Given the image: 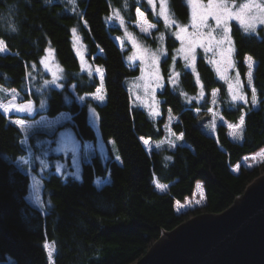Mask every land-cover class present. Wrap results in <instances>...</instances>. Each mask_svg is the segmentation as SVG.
I'll return each instance as SVG.
<instances>
[{
  "label": "trees",
  "instance_id": "trees-1",
  "mask_svg": "<svg viewBox=\"0 0 264 264\" xmlns=\"http://www.w3.org/2000/svg\"><path fill=\"white\" fill-rule=\"evenodd\" d=\"M168 3L175 19L185 23V0ZM136 7L161 29L144 0H0V41L5 49L0 51V87L16 90L22 101L32 102L33 112L21 118L66 112L80 139L94 141L99 136L106 144L105 157L94 154L81 163L78 175L63 174L54 164L63 156L47 140L52 135L33 129L24 143L23 132L12 121L15 115L0 110V264H134L163 232L193 215L223 211L264 174V159L251 168L239 164L232 170L243 156L264 146V30L249 33L231 24L243 99L231 97L226 81L203 54L196 56L193 67L184 65L185 60L175 55L179 42L174 36L164 38L162 74L167 77L173 52L178 84L171 88L165 83L158 90L160 111L152 116L132 104L128 80L139 70L126 61L120 39L118 43L113 39L122 36L121 25L110 17L117 8L126 29L154 45L132 24ZM74 32L84 42L87 58L103 69L101 103L78 100L92 94L100 82L91 70L82 69ZM48 49L60 65L58 75L41 66ZM246 56L254 61L249 84ZM213 90L226 120L235 123L243 115L239 140L230 138L223 123L215 134L202 125L196 111L208 117ZM198 91L204 94L199 102L194 98ZM87 103L96 111L97 129L89 120ZM167 110L177 117L172 129L182 143L147 151L141 137L153 141L163 137ZM28 147L36 158L35 172L41 168L42 209L27 200L30 176L16 162ZM96 179L102 182L97 184ZM155 180L167 185L166 190L159 191ZM197 181L202 182L205 203L177 212L175 202L192 195Z\"/></svg>",
  "mask_w": 264,
  "mask_h": 264
},
{
  "label": "rangeland",
  "instance_id": "rangeland-1",
  "mask_svg": "<svg viewBox=\"0 0 264 264\" xmlns=\"http://www.w3.org/2000/svg\"><path fill=\"white\" fill-rule=\"evenodd\" d=\"M151 13L156 20L161 22L162 29L155 31L156 25L151 22L146 13L136 7L134 9L135 21L132 23L138 32L151 40H154V45L144 40L143 38L135 35L132 31L126 29L124 24V17L120 10L113 8L111 11L112 22H118L121 25L122 36H113L114 40L121 42V51L127 52L125 54L126 61L133 68H137L139 73L136 77L129 79L128 90L132 99V104L138 107L144 108L152 116H157L160 111V101L157 96L158 90L162 88L165 83L170 84L173 88V84H178V72L173 64V52L171 60L167 65V77L162 74L161 62L166 56L165 40L164 38L171 36L179 42V46L175 50V55L185 60V63L189 67H193L194 60L198 54H203L207 61L212 65L216 74L224 79L229 88L231 97H240V85L235 72L234 59H233V44L230 35L231 24L235 23L244 30L247 29L249 23L255 24V30H246L249 33H256V30L261 27L264 30V24L258 21L251 20L247 15V10L241 12L242 19H235V13L240 12V6L243 4H264L263 0H223L228 6L227 11L233 13V18L228 20L227 31L218 27L215 17L217 15L226 16L227 12L222 7V0H185L188 5V20L183 23L175 19L172 12L169 9L168 2L166 0H144ZM125 7V5H123ZM255 15L264 18V13L256 11ZM73 43L75 52L79 58L82 69L91 70L99 79L100 84L96 90L89 95L79 97L80 103H84L87 99L90 102L101 103L104 100L103 90V69L100 65L93 64L91 60L87 58L86 46L81 37L73 33ZM125 44V45H124ZM0 48L3 45L0 43ZM194 49V51H193ZM207 49V51L205 50ZM5 51V50H4ZM248 56L244 61L247 65L246 81L249 84V72H252L254 61L248 60ZM42 68L49 72L51 75H58L60 71V65L56 63L52 51L47 50L46 53L40 58ZM251 64V67H249ZM168 78V79H167ZM185 95L184 91H181ZM203 92L198 91L194 98L199 102L203 99ZM103 97V99H98ZM31 101H22L21 96L16 90L5 89L0 87V104L9 105V111L5 113L2 108L0 110L7 116L15 115L12 121L22 119L24 125L18 127L21 129L25 136L24 143H27L26 136L33 129H42L52 136H47V140H51V145L56 153L63 156L62 159L54 162L57 169V164L60 165V169L57 170L63 174H75L78 175L81 163L83 161H89L91 156L99 154L103 157L106 155V144L103 140L97 136L94 141H86L80 139L73 127L68 123L69 115L66 112H61L53 117L41 115L34 120H27L21 118L25 114H31L33 112V104L31 102V110L18 111L16 107L20 104L27 105ZM210 106L205 112L208 117L204 119V114L196 111L200 118H202V125H204L207 133L215 134V128L218 124L223 123L227 127V133L233 140H239L242 136L243 124L240 123L241 117L237 122L231 123L226 120L221 114V108L217 100V91H211ZM253 106H256L253 104ZM88 116L91 123L96 127L97 117L96 111L91 106V103H87ZM177 117L167 110L166 122L163 125L164 135L160 140H150L149 138L141 137V141L147 151H151L155 148L168 147L173 148L177 144L182 143V137L172 129V123L176 121ZM97 129V127H96ZM144 140L148 141V144H144ZM109 145L112 141L109 140ZM27 154L22 157H18L16 162L21 166L30 176V186L27 195V200L34 206L42 209L41 200V180L39 172L41 168L35 172L34 154L30 147L27 148ZM264 159V146L257 151L243 156L239 163L232 166V170L236 171L238 165H244L246 167H253ZM102 181L96 179V183L100 184ZM155 187L159 191H164L167 185L154 181ZM205 203L204 188L202 182L197 181L192 195L186 197L183 201L175 202V210L177 212H183L190 208L201 206ZM47 251L51 255V248L47 245Z\"/></svg>",
  "mask_w": 264,
  "mask_h": 264
},
{
  "label": "water",
  "instance_id": "water-1",
  "mask_svg": "<svg viewBox=\"0 0 264 264\" xmlns=\"http://www.w3.org/2000/svg\"><path fill=\"white\" fill-rule=\"evenodd\" d=\"M134 264H264V174L223 211L163 232Z\"/></svg>",
  "mask_w": 264,
  "mask_h": 264
},
{
  "label": "snow or ice",
  "instance_id": "snow-or-ice-1",
  "mask_svg": "<svg viewBox=\"0 0 264 264\" xmlns=\"http://www.w3.org/2000/svg\"><path fill=\"white\" fill-rule=\"evenodd\" d=\"M73 3H75V0H72ZM149 2H151V0H149ZM169 2H171V0H169ZM222 7L225 8L226 12H227V15L226 16H220V15H217L215 17L216 19V24L218 27L222 28L224 31H227V25H228V20L233 18V13L231 11H227L228 9V6L226 3H223V0H222ZM245 10H247V15L250 17L251 20H255V21H258L259 23L261 24H264V18H262L261 16H257L255 15L256 11L259 10L260 13H264V4H256V5H251V4H243L242 6H240V12H237L235 13V19H242L241 17V12H244ZM246 30H252L254 31L255 30V24L253 23H249L248 26H247V29ZM0 43H3L2 41H0ZM5 49L3 48H0V51H4ZM207 51V49H205ZM194 51V49H193ZM249 61H251V57L248 58ZM249 67H251V64H249ZM249 76V80H251V77H252V73L249 72L248 74ZM255 91V90H253ZM98 99H103V97H99ZM234 99H243V97H234ZM253 104L256 103L255 101V97L253 98V101H252ZM12 107H16L18 111H30L31 110V102H28L27 105L25 104H20L19 106L17 105H12ZM0 108L3 109V111L5 113H7L9 111V105H4V104H0ZM14 123L16 125H20V126H23L24 125V120L22 119H18V120H15ZM240 123L243 124L244 123V120H243V117H241L240 119ZM145 145L148 144V141L147 140H144L143 141ZM121 158L119 156H116V160H120ZM41 164L44 166V167H47V164L44 162V161H41ZM60 169V165L57 164V170ZM75 175V174H73Z\"/></svg>",
  "mask_w": 264,
  "mask_h": 264
},
{
  "label": "flooded vegetation",
  "instance_id": "flooded-vegetation-1",
  "mask_svg": "<svg viewBox=\"0 0 264 264\" xmlns=\"http://www.w3.org/2000/svg\"><path fill=\"white\" fill-rule=\"evenodd\" d=\"M167 2H168V0H166ZM168 6H169V3H168ZM169 9H170V7H169ZM171 11V10H170ZM156 25V28H155V31H160L161 29H162V26H161V29L160 30H158V25L157 24H155Z\"/></svg>",
  "mask_w": 264,
  "mask_h": 264
}]
</instances>
